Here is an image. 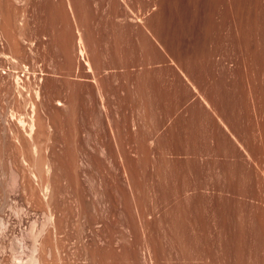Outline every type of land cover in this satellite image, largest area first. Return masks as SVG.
Instances as JSON below:
<instances>
[{"label": "rangeland", "instance_id": "rangeland-1", "mask_svg": "<svg viewBox=\"0 0 264 264\" xmlns=\"http://www.w3.org/2000/svg\"><path fill=\"white\" fill-rule=\"evenodd\" d=\"M0 264H264V0H0Z\"/></svg>", "mask_w": 264, "mask_h": 264}, {"label": "bare ground", "instance_id": "bare-ground-1", "mask_svg": "<svg viewBox=\"0 0 264 264\" xmlns=\"http://www.w3.org/2000/svg\"><path fill=\"white\" fill-rule=\"evenodd\" d=\"M79 40H80V38H79ZM80 42H81V40H80L78 43H80ZM81 43H82V42H81ZM80 45H81V44H80ZM79 53H80V56L82 57V56H83V49H81ZM17 87H18V86H17ZM253 100H254V99H253ZM254 109H255V108H254ZM30 120H31V119H30ZM18 122H19L20 124H22V123H23V120H22V119H19ZM28 123H29V121H28ZM29 125H30L29 127H31L30 129H32V128H33V127H32V126H33L32 121L30 122ZM256 162H257V161H256ZM42 166L44 167V169L46 168V167H45V164H43ZM47 168H48V166H47ZM47 170H48V169H47ZM13 175H14V174H13ZM14 182H15V179H14ZM35 234H36V233H35ZM36 236H38V235L36 234ZM33 237H34V236H33ZM36 239H37V238H36ZM33 240H34V239H33ZM34 241H35V240H34Z\"/></svg>", "mask_w": 264, "mask_h": 264}]
</instances>
